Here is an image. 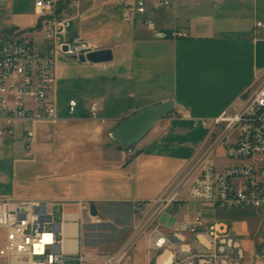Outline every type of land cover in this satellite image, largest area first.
<instances>
[{"label": "crops", "instance_id": "crops-1", "mask_svg": "<svg viewBox=\"0 0 264 264\" xmlns=\"http://www.w3.org/2000/svg\"><path fill=\"white\" fill-rule=\"evenodd\" d=\"M4 1L0 11L10 16L0 25V34L38 26L36 0ZM74 4L73 10L68 6L59 10L60 15L71 17L60 40L81 35L101 49L111 48L114 58L84 63L95 69L93 97L83 106L77 101L72 116H61L58 110L56 120L37 124L32 155L24 141L27 156L19 161L38 164L46 172L41 188L27 196L16 190L0 192V200H42L53 208L57 204L75 208L63 211L66 242L75 236L66 225L82 226L87 215L93 216L87 210L92 204L100 213L108 205L129 206L132 213L134 199H153L181 185L177 201L162 216L166 226L198 219L212 224L222 209L191 199L187 189L199 173L200 151L214 118L264 82V27L257 25L264 23V0H176L174 9L149 5L147 14L132 22L123 18L125 0H76ZM146 16L159 29L177 28L187 36L153 38ZM57 71L58 67V76ZM171 98L175 111L133 145L135 154L111 138L120 120ZM93 103L97 104L95 115L90 113ZM203 120H208L207 126ZM17 137L25 138L23 128L17 129L14 138H0ZM13 181L16 184L15 176ZM144 245L149 264L146 240Z\"/></svg>", "mask_w": 264, "mask_h": 264}, {"label": "built area", "instance_id": "built-area-1", "mask_svg": "<svg viewBox=\"0 0 264 264\" xmlns=\"http://www.w3.org/2000/svg\"><path fill=\"white\" fill-rule=\"evenodd\" d=\"M75 1L36 0L40 15L38 26L0 34V137L14 138L17 129L23 128L29 155L35 148L36 125L57 118L54 91L59 54L80 56L101 49L81 35L60 40V35L67 32L71 17L60 15L59 10L68 5L74 8ZM125 2L123 18L129 22L138 15L145 16L149 5L155 9L176 6V0ZM4 3L0 0V5ZM144 21L153 38L187 36L177 28L159 29L149 16ZM257 25L264 27L262 21ZM34 32L41 35L40 45ZM77 105L75 99L69 101L70 114L75 113ZM96 111L97 104L93 103L91 115ZM202 124L207 126L208 120H203ZM219 148L223 157L251 159V162L217 169L211 158ZM203 149L199 173L187 189L189 197L220 209L252 208L264 212V82L241 94L214 118ZM127 153L135 154L136 150ZM181 187L178 185L153 199H134L132 231L113 254L86 253L79 224L70 240L75 241L76 246L67 249L63 229L67 217L63 214L64 219L56 221L53 204L47 201L0 200V256L6 264H83L88 261L126 264L132 249L145 238L149 264H244L246 250L242 240L230 231L226 222L206 225L204 219H198L171 227L160 222L177 201ZM87 210L90 214V207Z\"/></svg>", "mask_w": 264, "mask_h": 264}, {"label": "rangeland", "instance_id": "rangeland-1", "mask_svg": "<svg viewBox=\"0 0 264 264\" xmlns=\"http://www.w3.org/2000/svg\"><path fill=\"white\" fill-rule=\"evenodd\" d=\"M68 6L70 10H73L71 5ZM9 16L10 14L7 12L0 11V25H3ZM36 38L40 45V36ZM57 67L58 76L54 94L59 114L64 117L72 116L68 112L70 99H75L83 106L86 99L90 100L95 93L91 77L95 69L89 64L79 62L62 53L57 58ZM79 110L80 108H78L76 116L80 113ZM24 141V137H17L16 140L0 138V192L14 193L16 190L20 196H27L41 188L40 180L42 181L41 178L45 177L46 172L41 170L38 164L19 161L27 156ZM203 151L204 149L200 153ZM215 160L217 169H221L225 165L251 162V159L238 160L223 157L222 149L218 150ZM13 176L17 179L16 184L13 181ZM69 209L75 208H63L60 204L55 205V220L59 222L62 219L63 211ZM205 211H208L207 208ZM215 220L226 222L230 231L244 240L246 246L244 264H264V212H258L252 208L222 209L221 213L211 219L212 222ZM133 221L130 207L124 205L104 206L102 213L98 212L96 216L92 217L87 215L81 226L83 250L89 254L115 253L129 237ZM160 222L164 226L167 224L164 218H161ZM144 242L145 238H142L132 249L126 264H147ZM73 261L75 260L73 259ZM0 264H6L5 259L1 256ZM83 264H102V262L88 261Z\"/></svg>", "mask_w": 264, "mask_h": 264}, {"label": "water", "instance_id": "water-1", "mask_svg": "<svg viewBox=\"0 0 264 264\" xmlns=\"http://www.w3.org/2000/svg\"><path fill=\"white\" fill-rule=\"evenodd\" d=\"M71 58L83 63L100 64L113 60L114 54L111 48H103L89 52L87 55H73ZM174 111L175 101L173 98L141 108L120 120L113 127L110 136L122 145L137 144L159 120ZM90 213L93 216L98 214L95 204L90 206Z\"/></svg>", "mask_w": 264, "mask_h": 264}, {"label": "bare ground", "instance_id": "bare-ground-1", "mask_svg": "<svg viewBox=\"0 0 264 264\" xmlns=\"http://www.w3.org/2000/svg\"><path fill=\"white\" fill-rule=\"evenodd\" d=\"M133 145H125L127 147L128 152L135 150V148H133ZM65 229L67 230L68 233L75 235V233L77 231V225L76 224H67ZM70 239H69V241L65 242V247L67 249H73L76 246V242L75 241H70ZM161 259H164V258L162 257Z\"/></svg>", "mask_w": 264, "mask_h": 264}]
</instances>
